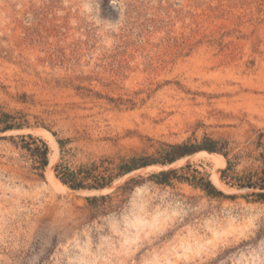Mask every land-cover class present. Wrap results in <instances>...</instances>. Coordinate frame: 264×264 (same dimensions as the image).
<instances>
[{"label": "rangeland", "instance_id": "obj_1", "mask_svg": "<svg viewBox=\"0 0 264 264\" xmlns=\"http://www.w3.org/2000/svg\"><path fill=\"white\" fill-rule=\"evenodd\" d=\"M3 113L0 264H264V0H0Z\"/></svg>", "mask_w": 264, "mask_h": 264}, {"label": "trees", "instance_id": "obj_2", "mask_svg": "<svg viewBox=\"0 0 264 264\" xmlns=\"http://www.w3.org/2000/svg\"><path fill=\"white\" fill-rule=\"evenodd\" d=\"M9 117V115L7 113H3L0 117V123L2 124V126L0 127V131H6V130H10V129H14V128H18L21 127L20 124H16V123H12L9 122L7 120V118ZM31 138V135H28ZM59 142V141H58ZM211 142V141H210ZM36 151L37 154V161L39 162V166L40 168H44L47 163H48V158H47V153H48V147L47 144L41 140V146H37L36 147ZM186 148L187 145L183 144V145H177V146H172L173 149V154H168L165 158V160H163L164 162H172L173 160H175L177 157L182 156L183 154L186 153ZM206 149L208 151H214V148L212 146H206ZM82 169H79L78 171H67L64 172V178L60 177V180L62 183L68 185L71 188H83V187H94V188H99V187H103L106 184L109 183L110 180H106L104 177H102L101 180H99L100 178H96L94 181V184L90 185V184H84V179L87 178V176H81L79 179L76 178L77 173L80 172ZM129 169H125V171H128ZM172 172V171H170ZM169 174V171H163L160 173V175H162L163 177H166ZM58 174H56L57 176ZM210 186V184H208ZM258 188H260L261 190L264 189V182H261L260 184H257ZM211 190L213 193H217V191L210 186ZM256 195L258 197L264 198V192H257Z\"/></svg>", "mask_w": 264, "mask_h": 264}, {"label": "bare ground", "instance_id": "obj_3", "mask_svg": "<svg viewBox=\"0 0 264 264\" xmlns=\"http://www.w3.org/2000/svg\"><path fill=\"white\" fill-rule=\"evenodd\" d=\"M34 131V130H33ZM35 132V131H34ZM41 133L44 135V136H46L47 138H48V141H49V146H50V148L52 149V152L51 153H49V163H48V166L49 165H51L53 162H54V158H55V153H56V150H57V143H56V141L54 140V138L52 137V136H50L48 133H46L45 131H41ZM197 155H199V156H202V157H204L205 159H206V161L208 160V159H210V158H212L213 160H214V162H215V166L217 167V165H218V162H219V159H220V156L218 155V154H216V153H213V152H209V151H201V152H199ZM194 156V155H193ZM51 170H49V172H50ZM48 172V173H49ZM52 172V171H51ZM129 175V174H128ZM215 181H216V184H219L220 185V182H219V179H218V177H217V174H216V172H215ZM49 179H50V181L51 182H53L54 180L55 181H57L58 182V180L52 175V174H50L49 175ZM61 183L59 182V185H60ZM62 185V184H61ZM58 186V185H57ZM63 186V185H62ZM61 186V188L63 189V187ZM64 189H66L67 190V187L66 188H64ZM104 190H106V188L105 189H101V190H87V191H85V190H83L82 192H92V193H97V192H101V191H104Z\"/></svg>", "mask_w": 264, "mask_h": 264}]
</instances>
